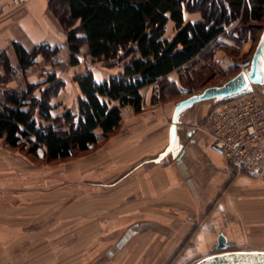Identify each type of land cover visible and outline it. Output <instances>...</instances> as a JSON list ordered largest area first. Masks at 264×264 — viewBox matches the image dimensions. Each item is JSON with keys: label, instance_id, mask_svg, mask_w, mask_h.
<instances>
[{"label": "crops", "instance_id": "obj_1", "mask_svg": "<svg viewBox=\"0 0 264 264\" xmlns=\"http://www.w3.org/2000/svg\"><path fill=\"white\" fill-rule=\"evenodd\" d=\"M93 71L97 79L107 73ZM175 72L166 84L186 96L161 103L155 85L142 87L141 110L122 108L117 140L104 152L102 213L108 214L109 202L116 200V234L37 240L35 255L0 264H192L215 251L220 233L229 250L264 251V185L256 175L236 172L210 148L207 128L216 106L211 110L198 102L183 109L175 144L168 146L174 107L194 94L187 93Z\"/></svg>", "mask_w": 264, "mask_h": 264}, {"label": "rangeland", "instance_id": "obj_2", "mask_svg": "<svg viewBox=\"0 0 264 264\" xmlns=\"http://www.w3.org/2000/svg\"><path fill=\"white\" fill-rule=\"evenodd\" d=\"M189 17L198 18L199 13H190ZM244 26H240L238 19L225 25L224 32L197 56L195 81L184 83L180 79L183 70L172 75L179 76L181 85L190 90L189 93L219 85L234 76L256 50L264 32V15L260 21L251 20ZM74 27L77 23L66 26L60 21L50 8V0H0V52L6 54L11 67L6 70L0 59V102L6 92L23 90L27 83H32L36 84L35 96L48 100L54 105L51 114L59 115L65 107L77 109L76 75L92 68L98 74L117 71L116 66L109 68L86 58L83 42L76 53L80 62L77 65L69 63L67 35ZM173 32L169 24L166 34L171 36ZM14 41L27 50L41 44L45 53L35 54L34 62L21 70L17 66ZM191 69L184 71L188 73ZM168 81L167 78L164 84L153 86V93L160 95L161 103L186 96L178 93L172 83L168 86ZM216 103L208 99L198 104H207L212 110ZM36 117L40 123L48 122L39 113ZM118 132L114 130L108 137L99 138L86 150L54 160L44 157L40 149L31 153L26 145L10 147L0 140V233L4 236V240H0V263L19 260L22 254L35 255L37 240L53 237L66 241L74 237L78 240L102 239L116 234V200L109 202L112 210L104 214L105 201L100 193L105 188L101 181L102 158L106 157V148L115 144ZM86 224L91 228L85 230ZM46 248L39 250L47 251Z\"/></svg>", "mask_w": 264, "mask_h": 264}, {"label": "trees", "instance_id": "obj_3", "mask_svg": "<svg viewBox=\"0 0 264 264\" xmlns=\"http://www.w3.org/2000/svg\"><path fill=\"white\" fill-rule=\"evenodd\" d=\"M50 8L64 25L77 23L67 35L71 65L80 62L76 53L83 42L86 58L117 67L102 79L93 69L76 75L77 109L65 107L59 115L51 114L54 105L48 100L35 96L36 84L5 93L0 102V140L10 147L26 145L31 153L40 149L54 160L108 137L119 126L124 106L140 111L142 87L164 84L172 71L183 70L180 79L186 84L195 81L197 56L224 32L225 25L236 19L240 26L260 21L264 0H50ZM196 12L198 18L186 17ZM169 24L174 30L171 36L166 34ZM13 48L21 70L34 62L35 54L45 53L41 44L27 50L14 41ZM1 58L9 71L8 57L0 52ZM189 67L193 69L185 73ZM36 113L48 122H38Z\"/></svg>", "mask_w": 264, "mask_h": 264}, {"label": "built area", "instance_id": "obj_4", "mask_svg": "<svg viewBox=\"0 0 264 264\" xmlns=\"http://www.w3.org/2000/svg\"><path fill=\"white\" fill-rule=\"evenodd\" d=\"M216 102L207 128L210 148L236 172L256 175L264 185V102L253 90Z\"/></svg>", "mask_w": 264, "mask_h": 264}, {"label": "water", "instance_id": "obj_5", "mask_svg": "<svg viewBox=\"0 0 264 264\" xmlns=\"http://www.w3.org/2000/svg\"><path fill=\"white\" fill-rule=\"evenodd\" d=\"M263 67L264 32L248 67L241 69L223 83L206 86L200 92L191 94L176 103L172 113L168 146L173 147L175 144L178 115L183 109L204 100H227L253 90V84L260 80ZM228 246L225 236L220 233L214 246L215 251L198 258L192 264H264V251L251 249L229 250L227 249Z\"/></svg>", "mask_w": 264, "mask_h": 264}, {"label": "flooded vegetation", "instance_id": "obj_6", "mask_svg": "<svg viewBox=\"0 0 264 264\" xmlns=\"http://www.w3.org/2000/svg\"><path fill=\"white\" fill-rule=\"evenodd\" d=\"M253 91H255L264 102V67L260 73V80L253 84Z\"/></svg>", "mask_w": 264, "mask_h": 264}]
</instances>
